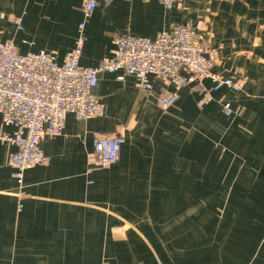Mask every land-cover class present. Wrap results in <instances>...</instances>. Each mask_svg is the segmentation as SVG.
<instances>
[{
  "label": "crops",
  "instance_id": "crops-1",
  "mask_svg": "<svg viewBox=\"0 0 264 264\" xmlns=\"http://www.w3.org/2000/svg\"><path fill=\"white\" fill-rule=\"evenodd\" d=\"M84 2L0 0V43L55 52L62 64ZM187 24L218 51L214 72L242 90L222 88L200 107L192 88L156 80L148 95L124 72L101 73L93 94L105 116L69 115L22 189L7 164L17 149L0 141V264H264V0H179L170 10L101 1L85 21L81 65L98 66L115 36L155 39ZM170 94L177 101L163 112ZM225 102L240 115L226 116ZM13 131L0 114V135ZM115 133L125 137L119 161L90 167L94 136Z\"/></svg>",
  "mask_w": 264,
  "mask_h": 264
},
{
  "label": "built area",
  "instance_id": "built-area-1",
  "mask_svg": "<svg viewBox=\"0 0 264 264\" xmlns=\"http://www.w3.org/2000/svg\"><path fill=\"white\" fill-rule=\"evenodd\" d=\"M101 1L112 0H85L84 21L78 26L76 45L62 64L55 52L23 55L14 42L0 43V114L4 126L14 130L12 134H1L0 141L17 149L7 164L21 189L27 170L48 164L42 141L60 136L69 115L79 121L105 116L104 104L93 94L101 73L124 72L136 78L140 90L148 95L154 92L156 80L177 89L192 88L202 95L200 107L207 105L212 93L222 88L235 92L243 88L241 82L214 72L218 51L190 24L161 32L155 39L128 34L115 36L109 56L96 67H83L85 21L92 17ZM157 1L167 10L179 2ZM207 80L213 83L211 89L205 85ZM176 101L177 96L170 94L161 97L158 105L166 112ZM223 110L228 117L241 113L230 102L223 104ZM124 144L121 133L96 134L93 151L88 155L89 166L112 167L119 161Z\"/></svg>",
  "mask_w": 264,
  "mask_h": 264
}]
</instances>
